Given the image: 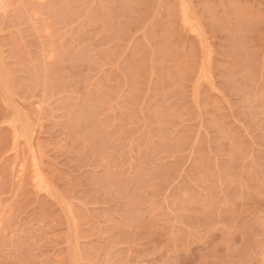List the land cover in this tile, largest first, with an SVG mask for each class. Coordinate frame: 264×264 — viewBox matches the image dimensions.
<instances>
[{"label":"rangeland","instance_id":"rangeland-1","mask_svg":"<svg viewBox=\"0 0 264 264\" xmlns=\"http://www.w3.org/2000/svg\"><path fill=\"white\" fill-rule=\"evenodd\" d=\"M1 1L0 264H264V0Z\"/></svg>","mask_w":264,"mask_h":264},{"label":"bare ground","instance_id":"bare-ground-1","mask_svg":"<svg viewBox=\"0 0 264 264\" xmlns=\"http://www.w3.org/2000/svg\"><path fill=\"white\" fill-rule=\"evenodd\" d=\"M3 2H4V1H1V0H0V8H1V7H2V8L4 7L3 4H5V3H3ZM1 4H2V5H1ZM1 10H2V9H1ZM4 10H5V9H4ZM4 13H5V12H4ZM186 20H187V19H186ZM189 23H190V22H189ZM188 25H189V24H188ZM188 27H189V26H188ZM190 27L192 28L191 30H194V29H193L194 27H192V26H190ZM195 33H196V32H195ZM37 123H38V122H37ZM37 125H38V124H37ZM35 129H36V128H35ZM37 131H38V130H37ZM32 132H33V131H32ZM32 132H31V134H32ZM18 134H20V133H18ZM33 134H34V132H33ZM14 135H15V134H14ZM34 135H35V134H34ZM32 136H33V135H32ZM19 137H22V136L19 135ZM30 137H31V136H30ZM34 137H37V134H36V136H34ZM34 137H33V138H34ZM15 138H16V137H15ZM25 139H26V138H25ZM25 141H26V142H25L26 145H27V143H30V142L27 141V139H26ZM29 141H30V139H29ZM35 141H36V140H35ZM31 142H34V141L31 140ZM14 147H15V146H14ZM28 147H30V146H28ZM32 147H33V146H32ZM17 149H18V148H17ZM14 150H15V148H14ZM30 151H31V148H30ZM33 151H34V150H33ZM33 151H32V152H33ZM17 153H18V152H17V150H16V154H17ZM17 155H18V154H17ZM20 162H21V161H20ZM20 164H21V163H20ZM17 166H19V165H17ZM19 168H20V167H19ZM22 168H23V167H22ZM36 168H37V167H36ZM19 170H20V169H19ZM19 170H18V171H19ZM23 170H24V169H22V173H23ZM20 174H21V173H18V175H20ZM37 174H38V173H37ZM36 176H37V175H36ZM36 176H35V178L40 179L39 177H36ZM39 176H40V175H39ZM19 177H21V176H19ZM18 179H19V178H18ZM37 181H38V180H37ZM37 183H38V182H37ZM39 183H40V182H39ZM41 184H42V183H40V188H41ZM38 186H39V185H38ZM42 188H43V186H42ZM43 189H44V188H43ZM0 217H1V216H0ZM0 219H1V218H0ZM1 221H2V220H1ZM1 224H2V223H1ZM1 224H0V225H1Z\"/></svg>","mask_w":264,"mask_h":264}]
</instances>
